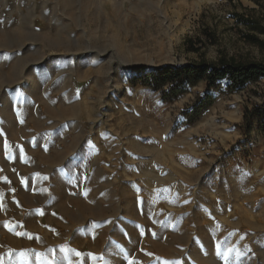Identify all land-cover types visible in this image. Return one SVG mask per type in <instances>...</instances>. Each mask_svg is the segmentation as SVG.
Listing matches in <instances>:
<instances>
[{
	"label": "rangeland",
	"instance_id": "374dc122",
	"mask_svg": "<svg viewBox=\"0 0 264 264\" xmlns=\"http://www.w3.org/2000/svg\"><path fill=\"white\" fill-rule=\"evenodd\" d=\"M61 2L0 0V264H264V77L143 81L264 62V0Z\"/></svg>",
	"mask_w": 264,
	"mask_h": 264
},
{
	"label": "trees",
	"instance_id": "16d2710c",
	"mask_svg": "<svg viewBox=\"0 0 264 264\" xmlns=\"http://www.w3.org/2000/svg\"><path fill=\"white\" fill-rule=\"evenodd\" d=\"M248 15H236L247 30L243 31L244 39L250 44L257 45L264 50V20L254 15V8L244 7ZM264 77V62L237 59L235 56L221 55L215 63L197 65L187 64L179 68L166 67L145 76L144 82L155 88L168 85L166 95L171 99L177 98L187 92L190 87L204 81L207 92L204 97L187 113L189 121L193 122L210 107L214 98L209 95L211 88L220 80L227 81L230 91L242 90L247 83L256 82ZM259 131L264 134V103L259 109Z\"/></svg>",
	"mask_w": 264,
	"mask_h": 264
},
{
	"label": "bare ground",
	"instance_id": "6f19581e",
	"mask_svg": "<svg viewBox=\"0 0 264 264\" xmlns=\"http://www.w3.org/2000/svg\"><path fill=\"white\" fill-rule=\"evenodd\" d=\"M62 2H61V4H64V6L67 4V0L65 1V0H61ZM69 1V0H68ZM59 2H60V0H59ZM65 2V3H64ZM43 3V2H42ZM69 3V2H68ZM59 4V3H58ZM62 6V5H61ZM68 7H69V4H68ZM60 8H62V7H60ZM70 8V7H69ZM68 8V9H69ZM65 9V8H64ZM72 10H70V12H71ZM73 12V11H72ZM70 16V15H69ZM60 17H62V16H60ZM59 21V20H58ZM24 33V32H23ZM50 39V38H49ZM51 41V40H50ZM7 116V115H6ZM11 117V116H10ZM11 119V118H10ZM11 121V120H10ZM151 174V173H150ZM149 186V185H148ZM263 254V253H262ZM199 256V255H198ZM202 259H204V258H202ZM210 259L211 258H209V260H205V264L207 263V264H211V262H210ZM159 259H158V263H159ZM215 262H216V260H215ZM215 262H214V264H215ZM204 263V262H203Z\"/></svg>",
	"mask_w": 264,
	"mask_h": 264
},
{
	"label": "snow or ice",
	"instance_id": "6c2138e0",
	"mask_svg": "<svg viewBox=\"0 0 264 264\" xmlns=\"http://www.w3.org/2000/svg\"><path fill=\"white\" fill-rule=\"evenodd\" d=\"M129 264H133V262L130 260V261H129Z\"/></svg>",
	"mask_w": 264,
	"mask_h": 264
}]
</instances>
